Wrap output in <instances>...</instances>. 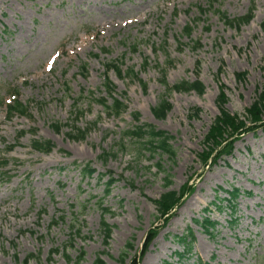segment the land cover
Returning a JSON list of instances; mask_svg holds the SVG:
<instances>
[{
  "label": "rangeland",
  "instance_id": "rangeland-1",
  "mask_svg": "<svg viewBox=\"0 0 264 264\" xmlns=\"http://www.w3.org/2000/svg\"><path fill=\"white\" fill-rule=\"evenodd\" d=\"M210 1L212 10L229 19L253 8V19L236 28L213 11L200 16L196 7L207 9ZM263 21L264 0H0V164L7 163L0 169V264H21L29 256L27 264H66L64 255L72 261L80 255V264L98 257L105 264H129L157 228L139 264H264V122L241 135H225L211 147L213 157L202 160L205 138L219 115L218 100L230 115L242 118L264 87ZM186 26L192 28L190 38L180 37ZM190 41L199 47L193 49ZM164 42L173 61L168 84L198 79L205 91L170 92L172 109L156 120L151 109L165 91L155 66L166 62ZM145 59L149 65L143 68ZM114 61L138 76L131 80L108 72L125 113L109 117L83 99L75 126L89 128L85 138L69 139L65 127L54 131L53 124H72L73 101L82 92H93L95 99L106 96L104 65ZM13 91L28 110L8 119ZM135 125H150L171 137L173 160L138 156L129 139L121 149L123 133ZM33 140L49 141L54 148L38 153L31 148ZM224 147L229 155L221 153ZM103 153L110 154L106 160L100 159ZM85 164L93 175L80 173ZM102 174L116 180L107 196L108 177L99 180ZM186 186L190 191L176 213L166 224L158 220L153 201ZM232 189L240 196L232 203L236 223L229 227L225 201L221 212L212 204L227 199L223 191ZM98 200L108 212L101 211ZM62 214L64 222L50 228ZM73 214L79 236L69 229ZM201 217L217 222L216 230L203 232L194 224ZM103 219L111 227L107 244L100 233ZM189 231L190 251L178 261L174 254L182 248L174 238ZM128 243L132 249L125 251ZM124 251L128 256L122 263Z\"/></svg>",
  "mask_w": 264,
  "mask_h": 264
},
{
  "label": "trees",
  "instance_id": "trees-1",
  "mask_svg": "<svg viewBox=\"0 0 264 264\" xmlns=\"http://www.w3.org/2000/svg\"><path fill=\"white\" fill-rule=\"evenodd\" d=\"M211 4H209V9L212 8ZM198 12L200 14H204L206 10L203 8L198 7ZM216 14L220 16V19L228 26H234V27H240L242 25H246L250 22V20L253 17V10L251 9L248 14H246L243 17L235 18V19H228L224 14L220 13L219 11H215ZM261 29L264 32V21L261 24ZM184 34L186 36H190L191 34V28L186 27L184 29ZM195 48L197 46L196 43H194ZM199 46V45H198ZM164 46L162 47V49ZM133 50H135V47H133ZM168 57V55H166ZM166 63L164 64V67H161L160 65H156V69L159 70L161 79L160 84L163 86L165 93L164 95L159 99L158 103L151 109L152 116L156 120H163L165 119L166 115L171 111L172 106L169 103L167 99V95L170 92H176V93H190L194 92L197 95H203L204 93V85L198 80H194L192 82L188 81H181L173 86H170L166 80V72L167 69L173 64L172 60L169 58H166ZM148 66L147 60H144L143 68H146ZM106 71H109L110 69H113L117 76L123 77V75L126 76V78L134 80L137 79V75L134 73L132 69H128L125 72H122L120 69V65L118 62H113L111 64H107L105 66ZM123 73V74H122ZM239 78V75H237ZM143 89H145V84L142 83V81L138 80ZM104 87L105 91L107 93V96L111 99V102H108L106 98H99L95 99L93 98V93H88V96L86 97L84 95H80L78 99L74 101V111L70 114V122L71 125L65 124H53L52 128L56 132H60L62 128H67L68 132L66 133V136L75 141H81L85 138L87 133L89 132V128L80 129L75 126L77 123V120L80 116H82L83 112L77 107V104L79 103L82 98L90 99V102H95L98 105H100L103 108V111L105 114L109 117H120L123 113L126 111V105L121 101L120 99H117L113 97L114 87L108 80L107 76L105 75L104 80ZM12 105L7 106L8 113L10 116H13L15 114H21L25 115L27 108L19 103L16 98V94L12 95ZM218 109H219V115L215 118L208 135L205 138L204 144L206 152L202 156L203 162H207L210 160L215 149H211L213 144L216 143L217 140L222 139L225 135H228L227 138H232L236 135H241L244 132L252 131L254 130L255 125H260L262 122H264V87L262 90L257 92L256 98L251 104V106L245 111V115L241 118L236 115H230L227 111L224 110L223 106L225 105L224 100L219 99L218 100ZM197 114V112H196ZM133 119L135 122H138L139 116L138 114H135L133 116ZM95 125V124H92ZM132 140L133 141V148L136 151L138 156H141L142 153H150V156L154 157L157 155H165L168 159L173 160L175 156V151L173 150L170 140L171 137H169L165 132L157 131L154 127L150 125H135L131 129L125 131L123 133V137L121 140V149H124L123 142L125 140ZM31 147L40 153L47 154L49 153L53 145L50 142H39V141H32ZM221 147V145L218 146V148ZM221 153L224 155H229V151L226 150V148H222ZM109 153H103L100 156V159L106 160L109 157ZM158 171L162 170V167L159 163L155 164ZM81 172L83 175H92L95 171L89 166L85 165ZM163 172V170H162ZM102 177V176H101ZM115 180L113 178H110L106 185L105 194L107 195L109 193V188ZM170 185V182L168 178L165 179V186L168 187ZM190 191V188L186 186L182 191L175 192V191H166L163 193L157 200L153 201V204L155 206V209L157 211V219L162 220L164 224H166L171 216L173 215L174 211L177 210V208L180 206L182 199L184 195ZM225 193L228 196V199H224L226 201V205L232 210L234 209V205L232 204L233 201H236V199L239 197V191L237 189H233L232 191H225ZM250 195V194H246ZM223 202V201H221ZM215 205V204H214ZM99 207H101V210L106 213L108 210L106 208H103L101 206V203L99 204ZM216 209L221 210L219 206H216ZM64 217L61 216L59 218V221L63 222ZM52 224H56V222H52ZM194 224L201 227L205 233H209V231H213L215 229L216 223L211 221L207 217H203L200 220H194ZM70 231H74L73 235L79 236L80 235V226L77 223V219L73 218L72 222L70 224ZM158 229V228H157ZM157 229H153L150 231V233L147 235L146 241L143 246V250L140 254V257L137 258L133 257L129 264H139V260L142 259L145 252L147 251L148 246L153 241L157 234ZM100 233L103 235V242L107 244V241L110 238L111 235V227L105 223L104 220L100 223ZM174 242L181 246L183 249L182 253H175V257L178 258V260H182L184 258L185 253H188L190 251V245L193 241V235L191 232H188V234L182 236V237H175ZM132 249V244L128 243L126 244L125 251H129ZM123 252L121 255V262L124 263V260L128 256L127 252ZM58 250L55 249L52 253H57ZM83 254V252H82ZM66 258V264H80L82 261V257L79 255L76 261H72L69 256L64 255ZM31 258V256H29ZM24 260L21 264H27L28 259ZM92 264H105L104 261L101 258H96L95 261ZM164 264H169L165 262Z\"/></svg>",
  "mask_w": 264,
  "mask_h": 264
}]
</instances>
